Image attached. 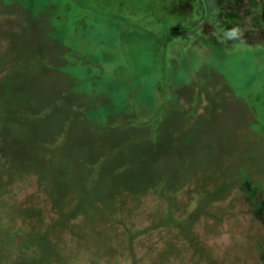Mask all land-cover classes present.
Segmentation results:
<instances>
[{
    "label": "rangeland",
    "instance_id": "rangeland-1",
    "mask_svg": "<svg viewBox=\"0 0 264 264\" xmlns=\"http://www.w3.org/2000/svg\"><path fill=\"white\" fill-rule=\"evenodd\" d=\"M90 1L81 9L70 0H0V239L24 225V214L35 231L55 217L45 241L62 239L75 219L88 256L109 257L115 243L133 258L135 245L165 238L179 247L196 241L182 249L188 264H263L264 47L254 43H264V31L242 22L257 1L208 0L224 23H204L175 43L168 14L190 24L197 0H154L158 13L145 22L142 12L129 15L134 0H114L110 12L101 6L110 0ZM60 92L101 127L127 124L122 114L136 96L153 100L129 113L128 129L117 126L120 148L93 183L84 165L103 141L84 121L64 133ZM18 106L45 112L20 120ZM152 111V122L136 121ZM124 161L131 164L114 170Z\"/></svg>",
    "mask_w": 264,
    "mask_h": 264
},
{
    "label": "trees",
    "instance_id": "trees-1",
    "mask_svg": "<svg viewBox=\"0 0 264 264\" xmlns=\"http://www.w3.org/2000/svg\"><path fill=\"white\" fill-rule=\"evenodd\" d=\"M71 4L75 8H81L84 9L85 6L88 5L87 2H92L90 0H70ZM98 1V0H96ZM111 3L113 4L112 6H106L101 4L103 8H105L108 12L118 9L119 7H116L117 4L114 2V0H110ZM257 1V11L253 14H245V18L242 20L243 23L249 22L253 27L256 25L261 26L262 28H258L262 31H264V0H256ZM99 2V1H98ZM121 2V1H120ZM126 2H123V6L125 5ZM133 5L130 4V9H135L134 11H131L129 15L136 16L137 12H142L141 16L139 18H142V22H145L148 19H152L154 15H156V8L154 0H134ZM197 12L192 15L190 24H188L186 21H177L172 18V13L168 14L171 18L169 22H166L167 26H169V32L170 36L169 39H174L173 42L176 41V37L180 36L181 34H193L195 32H198L199 28H202L203 24L208 23L212 24L214 22H217L222 24L225 21V18H216L214 17L210 11L209 8V1L208 0H197ZM54 5V3L52 4ZM51 5V7H52ZM55 6V5H54ZM86 8V7H85ZM125 11H126V5L124 6ZM88 9V8H86ZM174 10H177V7H174ZM173 10V11H174ZM151 11H154L151 13ZM136 12V14L134 13ZM163 10H161V13ZM165 13V12H164ZM166 14V13H165ZM161 15L160 16V22H163L165 17H169L167 15ZM174 14V13H173ZM247 19V20H246ZM240 23V22H239ZM248 23V24H249ZM134 29V28H133ZM223 30V32L227 33L225 31V28H220ZM255 28H252L253 34L256 33ZM200 32V31H199ZM201 33V32H200ZM202 35L204 33L202 32ZM163 40L165 41H171L168 38H165L164 36L162 37ZM254 44H258V46H261L262 48L264 47V43H260V41H255ZM172 48V47H171ZM168 48L166 50H173L174 48ZM183 48H186V46L183 45ZM47 64V62H46ZM185 81V80H184ZM184 81H179V86H183ZM61 93V92H60ZM114 97H122L123 94L121 91H116L113 95ZM175 99V98H174ZM140 102H146L150 103L153 102V100H148V98H143L139 99L138 96H136L135 102H132L130 105V110L124 111L125 113L122 114L123 121L126 122L127 124L124 125H116L114 122L108 123L106 127H101L99 123L93 124V121H86L85 119V114L83 112V108L81 105H78L77 103H74L72 100H69L67 96L62 92L60 94V98L55 102V105H57L59 108L61 106L64 107V111L67 112V116L65 117L64 120V128L66 132L68 125H74L75 121H84L87 126L89 127V130L94 132L96 135L100 136V140L103 141V147L100 151V154H98V158H93L94 161L88 159L89 161H86V164L84 165V168L87 173V181L89 183L95 182L99 175L101 174V171L104 169L102 168L103 163L105 164V160L108 158V154L113 150V148H120V142H117L113 134L114 131L117 129L118 126V131L128 129L133 116L129 115V113L137 114V111H134L138 107V103ZM29 105V103H27ZM143 105V103H142ZM145 108H152L151 105L144 104ZM54 106V105H53ZM15 111L19 115V119L22 120V117H25V120L27 118L30 119V117H36L42 115L43 112H45L44 109L38 110L35 109L34 112H30V108H23L18 106V109L16 108ZM195 112H198V107H195ZM30 116V117H29ZM154 116V111L151 113L148 112L146 116H144L143 119H140L141 117H136L137 122L140 123H148L152 122V118ZM143 117V116H142ZM107 120V119H106ZM137 124V123H136ZM128 127V128H126ZM62 129V130H63ZM111 141V143H109ZM43 148L44 153L46 155H51L50 148L49 146H46V143L41 146ZM0 158L4 159L6 156L5 150L3 152H0ZM96 159V160H95ZM131 162H118V164L115 166L114 170L117 171H124L126 169L125 167L127 165H130ZM24 175V174H22ZM19 173V176H22ZM117 189V188H115ZM123 193L126 192V187H121L120 188ZM118 191V189L116 190ZM128 191V190H127ZM119 192V191H118ZM1 217V216H0ZM19 219L22 220L23 226L18 227L15 229H4V234L1 236L0 239V264H188V260H184L182 255V249L183 247L185 248L189 244H194L196 243L195 240H189V241H183V247L176 246L177 241L173 240H165V238H160L159 241L156 239L154 240H149V241H144V245H135L133 247V252L134 256L133 258H130L128 255V250L126 249L124 245H116L115 243L112 245V248L110 249L111 255L108 257V254H102L98 255L97 253L94 254V256H88L84 255L87 252L82 251L78 249L77 245L80 242H84L85 239L88 241V234L85 233L84 231L81 233H77L75 231V226L77 223H73L75 219H72L68 226V228L63 232L65 235L62 237V239L54 240V235H51L48 239V241H45L44 239V232L50 230V227L54 225L55 217H50L47 226L39 228V231H35L33 229V224L32 222L29 223V228H25L26 222H25V215L21 214L19 216ZM127 217V216H126ZM13 218H15L13 216ZM257 222H262V218H255ZM128 220V225L127 227L131 226L133 222H130ZM3 222L0 220L1 226ZM135 223V222H134ZM263 223V222H262ZM137 224V223H136ZM134 226V224H132ZM131 227L133 231H136L134 227ZM142 229H140V236L138 238L143 237L142 236V231H144V228L141 226ZM51 233L53 231L51 230ZM144 234V232H143ZM118 236V235H117ZM13 239H16L17 242L11 243ZM142 239V238H141ZM11 240V241H10ZM143 241V240H142ZM179 241V240H178ZM142 243V244H143ZM196 245V244H195ZM89 250V249H87ZM261 258H262V263L264 264V250L260 252ZM105 256L108 257L105 261H98L97 258H104ZM96 257V258H95ZM180 259H183L181 261ZM189 264H198V263H189ZM204 264V263H202Z\"/></svg>",
    "mask_w": 264,
    "mask_h": 264
},
{
    "label": "clouds",
    "instance_id": "clouds-1",
    "mask_svg": "<svg viewBox=\"0 0 264 264\" xmlns=\"http://www.w3.org/2000/svg\"><path fill=\"white\" fill-rule=\"evenodd\" d=\"M226 35L230 36V37H235L237 35H241V33H240L239 29H233L230 32H228Z\"/></svg>",
    "mask_w": 264,
    "mask_h": 264
}]
</instances>
